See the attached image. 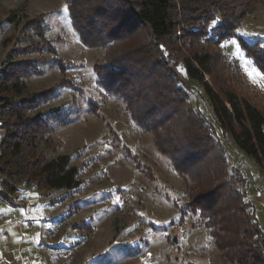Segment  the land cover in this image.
I'll use <instances>...</instances> for the list:
<instances>
[{
	"label": "rangeland",
	"instance_id": "obj_1",
	"mask_svg": "<svg viewBox=\"0 0 264 264\" xmlns=\"http://www.w3.org/2000/svg\"><path fill=\"white\" fill-rule=\"evenodd\" d=\"M69 2L0 0V60L13 49L25 53L19 58L35 64L24 77L27 90L48 96L31 113L42 111L53 127L54 148H39L52 156L71 153L81 178L72 189H38L22 178L11 201L0 196V264H241L222 243L231 238L232 205L220 187L211 189L206 159L177 163L158 149L153 132L134 113L133 94L149 80L139 55L117 53L124 60L111 64L115 49L128 52L146 44L159 50L158 44L146 29L86 42L69 17ZM12 11L21 23L5 20ZM240 35L249 42L264 38V4L219 46L200 40L192 47L219 54V80L264 109V72L242 49ZM159 46L188 91V102L213 124L214 148L228 162L233 189L249 204L264 253V168L221 133L203 88L174 65L184 54L182 44L179 50L175 44ZM195 183L199 191L191 205L185 190Z\"/></svg>",
	"mask_w": 264,
	"mask_h": 264
},
{
	"label": "trees",
	"instance_id": "obj_2",
	"mask_svg": "<svg viewBox=\"0 0 264 264\" xmlns=\"http://www.w3.org/2000/svg\"><path fill=\"white\" fill-rule=\"evenodd\" d=\"M69 3V17L86 42L99 43L106 36L114 41L125 31L146 29L153 43L158 44L159 50L140 44L132 51L115 49L112 53L115 58L117 53L119 58L139 55L143 70L148 73L147 85L140 86L139 92L133 94L134 113L153 132L158 149L173 155L177 163L182 159H206V178L211 189L220 187L232 205L231 238L222 243L229 245L233 257L241 264H264L262 239L254 216L247 211L249 204L243 200V193L233 189L234 176L228 173V162L223 152L214 148L217 132L200 107L193 108L188 102V91L181 86L175 67H169L159 46L173 47L181 42L177 49L182 44L185 51L174 65H180L185 75L203 88L221 133L231 136L242 151L264 168V109L219 80L215 71L219 54L204 46L192 47L200 40L216 41L219 46L236 34L241 19L252 14L264 0H70ZM5 20L21 23L18 11L10 12ZM213 21H216L214 25ZM94 27L97 31L92 36ZM37 31L44 32L43 27H37ZM239 40L246 55L264 72V38L256 37L249 42L240 35ZM21 54L25 53L13 49L0 60V129L3 131L0 196L8 201L13 199L12 193L22 178L34 182L38 189H72L81 183L79 167L70 163L71 153L52 156L39 148L42 143L54 148L53 127L42 111L31 113L48 96L45 91L27 90L24 77L35 71V64L19 58ZM119 58L111 64L120 65L124 59ZM149 58H153L151 64ZM188 88L194 89L190 85ZM211 152L213 155H209ZM196 186V183L194 187L187 185L185 190L191 205L198 195ZM215 232L212 229L211 233Z\"/></svg>",
	"mask_w": 264,
	"mask_h": 264
},
{
	"label": "snow or ice",
	"instance_id": "obj_3",
	"mask_svg": "<svg viewBox=\"0 0 264 264\" xmlns=\"http://www.w3.org/2000/svg\"><path fill=\"white\" fill-rule=\"evenodd\" d=\"M215 23H216V21H213V25H214ZM229 42H230V43H232V44H236V43H237V41H236V40H230ZM249 75H250V76H252V75H253V73H252V72H250V73H249Z\"/></svg>",
	"mask_w": 264,
	"mask_h": 264
}]
</instances>
